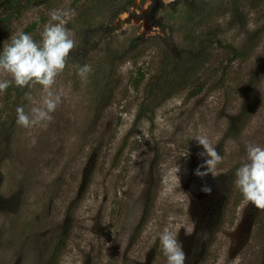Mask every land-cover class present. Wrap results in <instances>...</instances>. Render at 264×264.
Here are the masks:
<instances>
[{"label": "rangeland", "instance_id": "rangeland-1", "mask_svg": "<svg viewBox=\"0 0 264 264\" xmlns=\"http://www.w3.org/2000/svg\"><path fill=\"white\" fill-rule=\"evenodd\" d=\"M53 10L75 11L76 47L53 120L0 138V264H51L59 245L55 264H167L159 232L190 221L185 264H264V210L234 183L247 143L264 145V0H38L0 23L2 50L20 32L39 42ZM43 95L24 87L18 106ZM13 101L0 93L1 118ZM197 136L219 177L195 174Z\"/></svg>", "mask_w": 264, "mask_h": 264}, {"label": "clouds", "instance_id": "clouds-1", "mask_svg": "<svg viewBox=\"0 0 264 264\" xmlns=\"http://www.w3.org/2000/svg\"><path fill=\"white\" fill-rule=\"evenodd\" d=\"M75 16L74 10H53L50 13V21L40 33L39 42L32 35L20 32L0 52V75L11 78L0 79V93L5 92L12 83L22 88L40 85L44 92L41 103L33 106L30 111L26 112L23 106L16 108V124L24 129L46 127L53 120L52 114L61 103V96L55 94L52 89L57 77L66 69L68 57L76 47L75 34L67 27ZM248 28L252 30L253 25L249 23ZM92 71V66L85 64L79 67L78 75L86 82ZM195 139L204 149L200 155L206 157L195 174L200 177L209 174L214 178L219 177L217 166L222 161L221 155L206 136H197ZM32 142L35 143V139ZM201 168L205 171H201ZM179 171L177 166L174 169V178L180 186V178L177 175ZM234 183L243 197L244 204L250 203L257 209L264 210V145L247 143L246 157L235 171ZM202 191L210 194L212 189L206 186ZM182 228L187 235H191L195 225L192 221L174 226L170 224L158 234L167 264H185L186 254L178 240ZM217 264H225L224 258H219ZM232 264H241L240 257L233 258Z\"/></svg>", "mask_w": 264, "mask_h": 264}, {"label": "trees", "instance_id": "trees-1", "mask_svg": "<svg viewBox=\"0 0 264 264\" xmlns=\"http://www.w3.org/2000/svg\"><path fill=\"white\" fill-rule=\"evenodd\" d=\"M38 1V0H0V7H1V13H0V23L3 22L5 27H8L10 25V22L12 20V13L17 12L22 6L27 7V3ZM4 37V33H2V29L0 28V52L2 51V45L1 40ZM203 49H206V47H203ZM234 56H243V52L237 50L233 47L232 49ZM166 67V65H165ZM171 67V66H170ZM179 67V66H178ZM168 68V66L166 67ZM174 69V68H173ZM159 81L156 80L155 83L157 85ZM155 86V85H154ZM203 85H198L196 88L191 92V96L197 94L201 89ZM164 87H160V89H163ZM24 91V87H17L15 84H11L10 87L6 90V93L9 94V97H12L14 101L12 102V110L9 113L5 114V117H0V138L5 134L7 128L10 129L13 125L15 119H16V108L18 106V99L20 98V95H22ZM12 93V94H10ZM8 125V127H7ZM6 129V130H5ZM62 246L59 245L56 247L55 251L53 252L51 256V264H55L57 260V256L61 250Z\"/></svg>", "mask_w": 264, "mask_h": 264}]
</instances>
